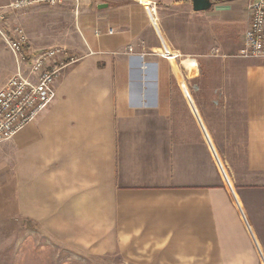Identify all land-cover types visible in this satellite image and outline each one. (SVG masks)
I'll return each instance as SVG.
<instances>
[{
    "label": "crops",
    "instance_id": "1",
    "mask_svg": "<svg viewBox=\"0 0 264 264\" xmlns=\"http://www.w3.org/2000/svg\"><path fill=\"white\" fill-rule=\"evenodd\" d=\"M211 1L78 0L61 45L28 38L76 60L9 140L12 205L113 264H264V57L237 54L248 1ZM212 45L218 73L182 72Z\"/></svg>",
    "mask_w": 264,
    "mask_h": 264
},
{
    "label": "rangeland",
    "instance_id": "2",
    "mask_svg": "<svg viewBox=\"0 0 264 264\" xmlns=\"http://www.w3.org/2000/svg\"><path fill=\"white\" fill-rule=\"evenodd\" d=\"M11 1L13 0H0V10L6 9ZM127 1L95 0V3L117 4ZM77 13L78 0H57L54 4L46 1L35 2L20 11L5 14L6 25L1 23V31L9 34L12 28L21 27L29 38L32 48L61 45V41L66 37L65 32L69 26H73ZM198 21L206 24L208 18L198 19ZM217 23L211 20L212 31L218 29ZM219 31L227 37L236 32L231 30L228 35L226 28H221ZM236 33L237 37L241 34L240 30ZM224 42L232 43L225 38ZM39 43L43 44L37 47L36 44ZM140 44L144 47L142 42ZM129 47H132L134 51L133 45H128L127 51ZM242 48L243 41L241 48L237 51L240 56ZM71 51L76 55L75 51ZM228 57L218 46L212 45L202 56V60L198 61V58L186 55H181L177 60L183 73H186L183 60L187 58L197 60V71L193 72L218 73L219 59ZM15 66L14 55L0 32V86L13 74ZM23 70L27 71L26 65ZM9 142V140L0 142V264H113L118 262L117 257L94 254L91 253V249L82 247L81 243L62 240L61 238L65 236L59 235L58 227L49 223L51 219L58 217V210H55L58 206L54 207L55 212L50 219L48 216L51 205H12ZM51 223L53 224V221ZM46 224L51 227H47Z\"/></svg>",
    "mask_w": 264,
    "mask_h": 264
},
{
    "label": "built area",
    "instance_id": "3",
    "mask_svg": "<svg viewBox=\"0 0 264 264\" xmlns=\"http://www.w3.org/2000/svg\"><path fill=\"white\" fill-rule=\"evenodd\" d=\"M40 1L13 0L0 10V32L14 55L16 67L0 86V142L10 140L26 124L38 117L55 95L54 83L60 70L76 60L75 54L62 46L32 52L25 31L14 27L9 34L1 31L9 12L20 11ZM248 26L243 36V57H264V0H247ZM133 48L129 47L128 52ZM27 66V71L23 70Z\"/></svg>",
    "mask_w": 264,
    "mask_h": 264
},
{
    "label": "water",
    "instance_id": "4",
    "mask_svg": "<svg viewBox=\"0 0 264 264\" xmlns=\"http://www.w3.org/2000/svg\"><path fill=\"white\" fill-rule=\"evenodd\" d=\"M192 2V8L194 11H205L208 10L212 6L211 0H191ZM97 8H105L107 6V3H96Z\"/></svg>",
    "mask_w": 264,
    "mask_h": 264
}]
</instances>
